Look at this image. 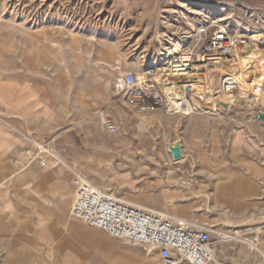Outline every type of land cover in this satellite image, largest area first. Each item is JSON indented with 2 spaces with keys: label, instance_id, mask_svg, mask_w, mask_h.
Masks as SVG:
<instances>
[{
  "label": "rangeland",
  "instance_id": "rangeland-1",
  "mask_svg": "<svg viewBox=\"0 0 264 264\" xmlns=\"http://www.w3.org/2000/svg\"><path fill=\"white\" fill-rule=\"evenodd\" d=\"M57 1L0 0V135L26 133V160L40 166L44 146L49 156L44 154L48 167L42 169L67 167L71 182L80 175L123 202L207 225L214 238L215 232L242 238L243 243L218 245L229 264H264L246 245L258 234L264 250V104L251 98L234 110L223 108L217 100L220 72L211 74L205 98L189 96L195 113L188 106L173 116L164 110L138 113L117 90L124 74L144 78L164 64L167 48L186 45L181 35L190 29L183 16L167 12L178 1L228 7L229 23L241 27V47L251 35L264 36V2L250 7L243 4L248 0ZM187 18L198 26V16ZM172 81L184 91L185 80ZM79 105L84 114H78ZM144 120L148 125L142 127ZM173 143L182 145L184 161L173 159ZM248 164L256 188L251 195L229 175ZM6 175L0 173V183ZM73 196L74 207L75 191ZM152 254L154 264H161ZM6 255L0 251V264Z\"/></svg>",
  "mask_w": 264,
  "mask_h": 264
},
{
  "label": "built area",
  "instance_id": "built-area-1",
  "mask_svg": "<svg viewBox=\"0 0 264 264\" xmlns=\"http://www.w3.org/2000/svg\"><path fill=\"white\" fill-rule=\"evenodd\" d=\"M215 14L198 17V31H184L185 52L172 59L169 64L145 72L144 78L128 72L117 81L118 95L127 107L138 113L164 110L176 113L170 97L172 80L177 74H199L205 76L214 68L212 63L223 57L235 60L242 51L236 34ZM173 75V77H171ZM181 89L192 91L193 86ZM239 87L238 78L225 75L223 90L231 94ZM109 130L115 132L114 123L108 122ZM44 148V149H43ZM37 158L41 168L48 167L42 147ZM75 191L73 216L81 222L106 232L109 236L127 244L141 245L149 252H156L161 264H229L217 252L220 244L231 242L233 235L215 232L196 221L175 218L164 213L149 211L127 204L114 195L94 187L86 178L76 175L72 180ZM260 235L252 233L246 241L251 254L259 250Z\"/></svg>",
  "mask_w": 264,
  "mask_h": 264
},
{
  "label": "crops",
  "instance_id": "crops-1",
  "mask_svg": "<svg viewBox=\"0 0 264 264\" xmlns=\"http://www.w3.org/2000/svg\"><path fill=\"white\" fill-rule=\"evenodd\" d=\"M263 2L243 4L253 7ZM77 107L78 114H84L83 107ZM26 140L27 134L21 132L10 138L0 135V173L7 174V182L0 183V251L8 254L4 264H154L157 257L146 247L114 243L104 231L75 218L71 171L46 170L27 161ZM246 168L229 175L251 195L256 191L250 175L254 168L250 164Z\"/></svg>",
  "mask_w": 264,
  "mask_h": 264
},
{
  "label": "bare ground",
  "instance_id": "bare-ground-1",
  "mask_svg": "<svg viewBox=\"0 0 264 264\" xmlns=\"http://www.w3.org/2000/svg\"><path fill=\"white\" fill-rule=\"evenodd\" d=\"M55 1L58 2L57 0ZM226 10H229V8L220 6L218 4H210V3L197 2V1H178L177 9L169 8L167 12L180 14L181 16H183L185 25H187L190 29L189 33L198 31V26H196L195 23L191 22L190 21L191 19L189 20L187 18V14L195 15L198 17L207 15L208 13L218 15L220 17V20L223 22V24H225L223 28L225 30L227 29L226 26L230 28L229 27V24H230L231 27L234 30H236L235 38L238 39V31L241 28L239 25V22L230 21L231 23H229L230 17L226 16L225 14ZM168 26L173 29L177 28V30L179 31V28L177 25L175 26V25L169 24ZM162 38L163 36L156 35V40L160 43H162ZM250 40H251L250 44L244 45L241 49L242 51L239 50L237 52V56H238L237 61L236 59L231 60L227 57H223L221 60L215 61L214 63H212V66H214V68H211V69L209 68L205 76L204 75L200 76L197 73L190 74V75H185V74L175 75L176 80L186 81L184 82L185 85L183 84L184 87H189L190 85L193 86L192 91H187V89L184 91H180L177 88H174L173 86H172L173 88L170 89V97H171L173 104L175 105V111H176L175 114L180 115L181 113H183L182 109L185 106L189 107L190 113H195L197 111V108L195 107L196 103L193 102L192 99H189L190 98L189 96L191 97L199 96L201 98H205L206 96V86L205 85L207 84V81L211 79V74L213 72L221 73L219 77V81L217 83L219 92L218 94L217 93L216 94L218 97L217 100L219 101V104L223 108L227 110H234V108H237V103L241 101V99L251 100V98H253L251 100L253 102L264 104V47L260 49L259 47H256L259 44H264V36L262 34L251 35ZM185 48H186L185 44L184 45L176 44L174 45L172 50L167 48L166 52L163 54L164 61H165L164 64H169L171 63L172 59L182 55L185 52ZM228 74L234 77H237L238 83H239V87L236 89V91H234L231 94H226L223 90V82L225 79V75H228ZM171 82L172 84L175 83L174 81H171ZM260 90L262 91V93H260L261 92ZM147 125H148L147 120H144L141 122L142 127L147 126ZM176 144H179V143H176ZM176 144L173 143L169 146L175 147ZM182 154H183V158L176 162L184 161L186 156H185V151H183V148H182ZM126 203L130 205H134L129 202H126ZM140 208H143V207H140ZM149 211H152V210H149ZM204 227H208V226H204ZM231 242L243 243L244 240L238 236L233 235V237L231 238ZM260 243H261V240H260ZM260 243H259V250L257 254H258V257L262 258L264 257V254L260 248Z\"/></svg>",
  "mask_w": 264,
  "mask_h": 264
},
{
  "label": "water",
  "instance_id": "water-1",
  "mask_svg": "<svg viewBox=\"0 0 264 264\" xmlns=\"http://www.w3.org/2000/svg\"><path fill=\"white\" fill-rule=\"evenodd\" d=\"M264 120V118H262ZM182 145L180 144H176L175 147L173 146H169V151L173 156V159L175 161H179L183 158V154H182Z\"/></svg>",
  "mask_w": 264,
  "mask_h": 264
},
{
  "label": "trees",
  "instance_id": "trees-1",
  "mask_svg": "<svg viewBox=\"0 0 264 264\" xmlns=\"http://www.w3.org/2000/svg\"><path fill=\"white\" fill-rule=\"evenodd\" d=\"M215 2H216V0H215Z\"/></svg>",
  "mask_w": 264,
  "mask_h": 264
}]
</instances>
